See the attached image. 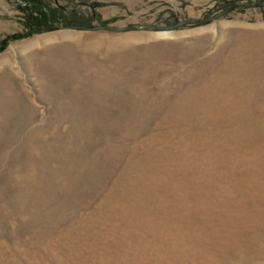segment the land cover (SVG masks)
I'll return each mask as SVG.
<instances>
[{"label":"rangeland","instance_id":"rangeland-1","mask_svg":"<svg viewBox=\"0 0 264 264\" xmlns=\"http://www.w3.org/2000/svg\"><path fill=\"white\" fill-rule=\"evenodd\" d=\"M41 1L0 0V264H264V1Z\"/></svg>","mask_w":264,"mask_h":264},{"label":"water","instance_id":"water-1","mask_svg":"<svg viewBox=\"0 0 264 264\" xmlns=\"http://www.w3.org/2000/svg\"><path fill=\"white\" fill-rule=\"evenodd\" d=\"M264 0H255L254 2H260ZM247 3L244 2L243 0H235L233 1L229 6L226 8L218 11L214 15L210 17H190L181 21H178L172 25H156V24H130L127 26H115V25H96L92 26V28L89 29H95V30H109V31H116V32H123V31H129V30H140V29H145V30H161V31H168V30H174L177 28H180L181 26H184L186 24H190L193 22H199V23H209L221 16H224L237 7H239L241 4ZM248 4V3H247Z\"/></svg>","mask_w":264,"mask_h":264},{"label":"trees","instance_id":"trees-1","mask_svg":"<svg viewBox=\"0 0 264 264\" xmlns=\"http://www.w3.org/2000/svg\"><path fill=\"white\" fill-rule=\"evenodd\" d=\"M25 1L29 4V6L32 7V10L34 9L36 14L39 16V17L38 16L35 17L36 22H38L37 26L41 27L43 26L42 24L45 23L53 24V20H55L53 10H49V12L43 10L42 8L43 5L41 0H25ZM17 38L20 37L19 35L16 34L8 37V39H17ZM8 39H5V43H3V45L0 46V49H3L6 46V44L8 43Z\"/></svg>","mask_w":264,"mask_h":264}]
</instances>
